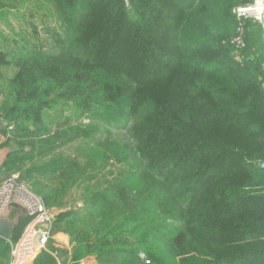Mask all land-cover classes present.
Returning a JSON list of instances; mask_svg holds the SVG:
<instances>
[{
    "label": "trees",
    "instance_id": "1",
    "mask_svg": "<svg viewBox=\"0 0 264 264\" xmlns=\"http://www.w3.org/2000/svg\"><path fill=\"white\" fill-rule=\"evenodd\" d=\"M251 1L0 0L30 12L0 30L1 167L71 264H264V29L228 44Z\"/></svg>",
    "mask_w": 264,
    "mask_h": 264
},
{
    "label": "built area",
    "instance_id": "2",
    "mask_svg": "<svg viewBox=\"0 0 264 264\" xmlns=\"http://www.w3.org/2000/svg\"><path fill=\"white\" fill-rule=\"evenodd\" d=\"M128 1L124 0L126 4ZM233 14L236 27L228 44L240 51L246 46V25L249 20L260 24L264 29V0H252L246 5L235 7ZM260 166L264 168V163ZM13 203L23 208L28 222L18 239L10 244L8 264H32L37 249H44L51 237L54 214L47 209L43 199L30 189L18 172L0 179V219Z\"/></svg>",
    "mask_w": 264,
    "mask_h": 264
},
{
    "label": "crops",
    "instance_id": "3",
    "mask_svg": "<svg viewBox=\"0 0 264 264\" xmlns=\"http://www.w3.org/2000/svg\"><path fill=\"white\" fill-rule=\"evenodd\" d=\"M3 141V138L0 136V142ZM8 152V148L0 149V179L5 177L11 173H17V171H9V169H5L1 167L2 162L5 158L6 153ZM6 217L9 222L13 225V227L22 220H26L27 216L23 210V208L13 203L6 210ZM2 238V237H0ZM10 239V238H9ZM9 239H5L8 240ZM10 244V243H9ZM76 249L73 247L70 242V238L68 233L66 232V228L60 222L57 223L54 219V223L51 228V237L45 246L44 249L38 250L36 255L33 257L32 264H36V260L41 257H46V262H42V264H71L75 258ZM10 258V246L9 250L5 251V253H0V264H8ZM81 264H98L95 258L93 257H85L81 259Z\"/></svg>",
    "mask_w": 264,
    "mask_h": 264
},
{
    "label": "rangeland",
    "instance_id": "4",
    "mask_svg": "<svg viewBox=\"0 0 264 264\" xmlns=\"http://www.w3.org/2000/svg\"><path fill=\"white\" fill-rule=\"evenodd\" d=\"M22 15H24V17H22ZM25 22L30 23L29 9H17L15 11H10L9 13L5 15H1L0 13V30L3 31L7 35H10L9 31L12 27H14L15 31L19 33L21 36H23L25 32H22L21 30L23 29V26H25ZM8 23H9V26H8ZM27 29L30 32L32 31V27L30 25H27ZM39 29H40V26H39ZM40 35L46 36V34L41 29H40ZM70 199H71V196H70ZM74 204L77 206H80L82 203L80 200H78ZM55 210H57V208H55ZM141 255L143 256L142 253Z\"/></svg>",
    "mask_w": 264,
    "mask_h": 264
},
{
    "label": "water",
    "instance_id": "5",
    "mask_svg": "<svg viewBox=\"0 0 264 264\" xmlns=\"http://www.w3.org/2000/svg\"><path fill=\"white\" fill-rule=\"evenodd\" d=\"M7 126V122L0 120V131L3 127ZM13 230V225L9 222L8 218L3 216L0 219V237L9 239Z\"/></svg>",
    "mask_w": 264,
    "mask_h": 264
}]
</instances>
